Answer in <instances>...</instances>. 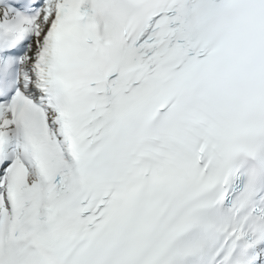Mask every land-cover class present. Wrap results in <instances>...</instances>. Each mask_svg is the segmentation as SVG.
I'll return each mask as SVG.
<instances>
[{
  "label": "snow or ice",
  "instance_id": "snow-or-ice-1",
  "mask_svg": "<svg viewBox=\"0 0 264 264\" xmlns=\"http://www.w3.org/2000/svg\"><path fill=\"white\" fill-rule=\"evenodd\" d=\"M0 264H264V0H0Z\"/></svg>",
  "mask_w": 264,
  "mask_h": 264
}]
</instances>
